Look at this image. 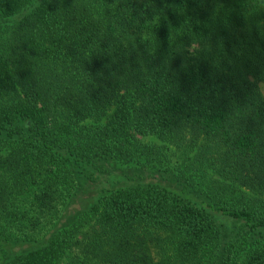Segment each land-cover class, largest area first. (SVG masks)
Returning a JSON list of instances; mask_svg holds the SVG:
<instances>
[{"label":"trees","instance_id":"trees-1","mask_svg":"<svg viewBox=\"0 0 264 264\" xmlns=\"http://www.w3.org/2000/svg\"><path fill=\"white\" fill-rule=\"evenodd\" d=\"M262 86L264 0H0V264H264Z\"/></svg>","mask_w":264,"mask_h":264},{"label":"rangeland","instance_id":"rangeland-1","mask_svg":"<svg viewBox=\"0 0 264 264\" xmlns=\"http://www.w3.org/2000/svg\"><path fill=\"white\" fill-rule=\"evenodd\" d=\"M262 91L264 93V86H262ZM157 142V141H156ZM110 178H108L107 180H102L101 183H109ZM221 222L224 223L225 228L228 230L229 233H231L234 229H235V223L233 221L230 220H222ZM6 248H3L0 245V260H2L3 257H7L11 254H21L25 251H27V247L26 245H21V244H14V246H10V248H8L7 251L4 252Z\"/></svg>","mask_w":264,"mask_h":264}]
</instances>
